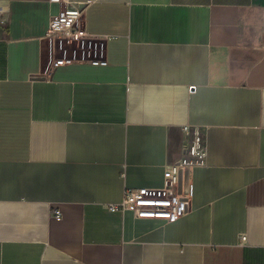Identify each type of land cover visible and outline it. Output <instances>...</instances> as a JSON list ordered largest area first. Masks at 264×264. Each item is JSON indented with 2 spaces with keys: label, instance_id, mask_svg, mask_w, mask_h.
Returning a JSON list of instances; mask_svg holds the SVG:
<instances>
[{
  "label": "crops",
  "instance_id": "obj_1",
  "mask_svg": "<svg viewBox=\"0 0 264 264\" xmlns=\"http://www.w3.org/2000/svg\"><path fill=\"white\" fill-rule=\"evenodd\" d=\"M70 4L110 38L57 65L45 34ZM0 10V264H264V0ZM185 126L207 144L186 213L110 211L127 187L164 186Z\"/></svg>",
  "mask_w": 264,
  "mask_h": 264
},
{
  "label": "built area",
  "instance_id": "obj_2",
  "mask_svg": "<svg viewBox=\"0 0 264 264\" xmlns=\"http://www.w3.org/2000/svg\"><path fill=\"white\" fill-rule=\"evenodd\" d=\"M109 38V35L93 34L87 29L84 9L80 8V4H70L57 14L51 15L45 34L51 61L57 65L72 59L87 60L91 50L97 54L103 48L104 41ZM57 52L59 56H56ZM185 130L191 135L189 146L177 162L167 167L164 186L127 187L120 202L106 204L110 211L132 210L138 217L157 216L171 220L186 213L190 183L187 191L184 189L180 192L181 171L205 163L207 144L199 129L185 126ZM52 214L57 219L63 218L60 208H55Z\"/></svg>",
  "mask_w": 264,
  "mask_h": 264
},
{
  "label": "water",
  "instance_id": "obj_3",
  "mask_svg": "<svg viewBox=\"0 0 264 264\" xmlns=\"http://www.w3.org/2000/svg\"><path fill=\"white\" fill-rule=\"evenodd\" d=\"M85 4H80V8H83ZM188 169L185 171H181V178L179 183V190L182 192L184 189L187 191L188 185H189V178H188Z\"/></svg>",
  "mask_w": 264,
  "mask_h": 264
}]
</instances>
